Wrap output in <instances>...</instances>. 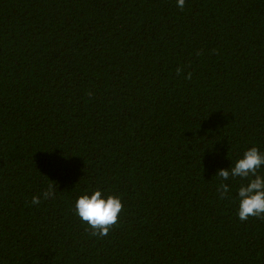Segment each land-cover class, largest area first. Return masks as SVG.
<instances>
[{
	"label": "trees",
	"instance_id": "1",
	"mask_svg": "<svg viewBox=\"0 0 264 264\" xmlns=\"http://www.w3.org/2000/svg\"><path fill=\"white\" fill-rule=\"evenodd\" d=\"M252 146L264 0H0V264H264L216 176ZM97 188L105 236L74 213Z\"/></svg>",
	"mask_w": 264,
	"mask_h": 264
},
{
	"label": "clouds",
	"instance_id": "2",
	"mask_svg": "<svg viewBox=\"0 0 264 264\" xmlns=\"http://www.w3.org/2000/svg\"><path fill=\"white\" fill-rule=\"evenodd\" d=\"M186 0H176V6L183 9ZM264 152L256 146H252L243 152L228 169H218L216 176L223 181L238 179V187L235 188V200L237 202L236 215L241 221L249 217H264ZM218 191L221 197L232 198L233 191L230 183H222ZM54 195V187L49 186L43 194L44 199ZM32 205L39 206L41 198L34 196ZM123 202L120 196L109 194L106 190H85L78 195L74 204V213L82 222L92 230L93 235L105 236L110 227L115 225L118 214L122 211Z\"/></svg>",
	"mask_w": 264,
	"mask_h": 264
}]
</instances>
